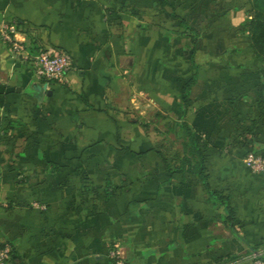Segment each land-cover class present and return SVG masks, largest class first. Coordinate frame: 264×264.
Here are the masks:
<instances>
[{
	"label": "crops",
	"instance_id": "0c3cea01",
	"mask_svg": "<svg viewBox=\"0 0 264 264\" xmlns=\"http://www.w3.org/2000/svg\"><path fill=\"white\" fill-rule=\"evenodd\" d=\"M247 10L243 0H0V24L31 53L71 61L67 84L39 79L0 38L5 264H116L111 249L122 264H253L264 172L243 157L264 156V104ZM137 109L146 126L131 120ZM183 125L196 147L184 146Z\"/></svg>",
	"mask_w": 264,
	"mask_h": 264
},
{
	"label": "built area",
	"instance_id": "2783aa9c",
	"mask_svg": "<svg viewBox=\"0 0 264 264\" xmlns=\"http://www.w3.org/2000/svg\"><path fill=\"white\" fill-rule=\"evenodd\" d=\"M15 28V25L11 23L0 24V38L7 42L13 57L30 64L32 74L36 78L67 84L66 72L71 65L67 53L50 49H41L37 53H31L25 45V40L15 34ZM243 163L254 173L264 172V156L262 155L249 151L245 153ZM10 255L11 247L8 244L4 243L0 246V264H5ZM109 256L116 260V264L123 263L119 250L111 249ZM248 257L253 264H264V250H252Z\"/></svg>",
	"mask_w": 264,
	"mask_h": 264
},
{
	"label": "trees",
	"instance_id": "16d2710c",
	"mask_svg": "<svg viewBox=\"0 0 264 264\" xmlns=\"http://www.w3.org/2000/svg\"><path fill=\"white\" fill-rule=\"evenodd\" d=\"M250 2V14L249 18L244 21V29L249 35L250 47L252 48L258 63H259V73L261 81L262 98L260 103L264 104V0H249ZM174 19L178 20L179 25L187 32H191L193 36L197 34V30L193 27L188 26L185 21L177 16ZM184 130L187 134L188 141L184 146L196 147V139L193 134L189 131L185 125H183ZM253 150H248L247 152ZM246 152V153H247ZM255 153V152H254ZM257 154V153H256ZM186 161V160H185ZM188 161V160H187ZM201 164L199 163V167ZM201 168H199V171Z\"/></svg>",
	"mask_w": 264,
	"mask_h": 264
},
{
	"label": "rangeland",
	"instance_id": "374dc122",
	"mask_svg": "<svg viewBox=\"0 0 264 264\" xmlns=\"http://www.w3.org/2000/svg\"><path fill=\"white\" fill-rule=\"evenodd\" d=\"M243 1H244L245 7L248 9L247 12H246V18L248 19L249 18V14H250V12H249V10H250V2H249V0H243ZM247 36H248V39H249V35H247ZM137 111H138V109L130 111V112H132L131 113L132 114L131 120L136 122V123H138L139 126H146L145 125L146 122L144 120L145 118L143 119L142 115L140 113H138Z\"/></svg>",
	"mask_w": 264,
	"mask_h": 264
}]
</instances>
